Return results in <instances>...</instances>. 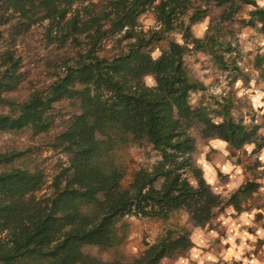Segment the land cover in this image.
<instances>
[{
	"label": "trees",
	"instance_id": "obj_1",
	"mask_svg": "<svg viewBox=\"0 0 264 264\" xmlns=\"http://www.w3.org/2000/svg\"><path fill=\"white\" fill-rule=\"evenodd\" d=\"M235 18L264 34L258 0H0V135L13 133L0 143V264H163L194 245L195 226L243 207L255 175L222 194L198 153L212 138L264 146V108L260 121L235 112L233 83L251 74L232 63L224 94L190 73L195 59L215 75L238 58ZM252 59L264 78V53ZM131 144L142 159L124 183ZM174 212L187 222L123 248L130 216Z\"/></svg>",
	"mask_w": 264,
	"mask_h": 264
},
{
	"label": "crops",
	"instance_id": "obj_2",
	"mask_svg": "<svg viewBox=\"0 0 264 264\" xmlns=\"http://www.w3.org/2000/svg\"><path fill=\"white\" fill-rule=\"evenodd\" d=\"M247 36L245 43L250 45L249 63L252 64L256 52L264 53V34L254 31ZM233 85L237 94L245 86L239 77ZM241 102L243 105L238 109V115L246 120H249L246 114L248 110L252 114L253 109L264 108L262 76L258 80H250L249 94ZM260 130L263 132L264 128ZM206 145L203 156L198 154V161L214 190L230 192L254 175L259 186L242 208L236 210L233 205H227L223 212L213 218L210 226H195L192 229L194 245L187 253L175 257L170 264H264V146L255 151V143L246 142L241 147L242 153L236 154L221 138H212ZM256 159L258 164L254 163ZM220 175L225 176V182L219 181ZM156 223L161 226L160 219Z\"/></svg>",
	"mask_w": 264,
	"mask_h": 264
},
{
	"label": "rangeland",
	"instance_id": "obj_3",
	"mask_svg": "<svg viewBox=\"0 0 264 264\" xmlns=\"http://www.w3.org/2000/svg\"><path fill=\"white\" fill-rule=\"evenodd\" d=\"M258 1L261 3H264V0H258ZM243 14H244V11L239 13L238 16L243 15ZM218 15H219V9L217 7H213V9L211 10V12L209 14V18H210L212 23H215L217 21ZM139 20L143 24L144 27H147L148 25L154 23V20H153V17H152V14L150 11L143 13L140 16ZM206 24H207V20H204L203 22L198 23L194 28L196 34L202 35ZM232 26L235 27V30L233 33L228 35V38L233 42L234 45L236 44L237 52L239 51V53L242 56H244L245 62L249 63V62H251V56H250L251 50L249 48L250 47L249 43H245V40H246L245 38L248 37L247 35L254 33V31H256V29L252 26H247V25L238 28L239 24L237 23V18L233 19ZM158 53H159V50L154 49L153 55H157ZM200 64H201L200 59H195L192 67L190 68V73L192 74V76L201 75L203 78V82L205 84H207L210 88L211 87L214 88L215 87L214 84L217 83V81L215 79L214 72H212V70H209L208 68H201ZM31 71L33 72V74H36V68L32 69ZM33 74L31 76H33ZM144 79H145L146 83H148V84H151L153 82V80L150 76H146ZM251 79H253V78H249L248 81L246 82V84L245 83H243V84L249 86V82ZM149 81H151V82H149ZM21 92H22V90H21ZM200 93H201V91H196L194 93H191V96H190L191 97L190 98L191 103L194 104L196 102V99L200 95ZM239 94H240V92H239ZM239 94H237V95H239ZM247 95L238 96L239 102L235 107L236 113L238 112V109L240 107L242 108L243 102L245 103V101L241 102V100L246 98ZM254 111L255 110L253 109V113H254ZM261 113H262V111L259 113L260 114L258 116L259 120H257V121L261 120V118H262ZM246 114L248 115V117L252 116V114L249 113V110L247 111ZM12 135H13V133H7V132L0 135V143L7 140V139H10L12 137ZM20 139L21 140L27 139L26 134L21 135ZM35 139H36V137H35ZM132 147H133L132 144L129 145V147H128V152H129L131 157L129 158L130 162L128 165V173L123 178L124 183H127L129 181L131 171L137 166L136 162H133V160L134 159H136V160L142 159V155L140 154L138 149H135ZM206 149H207L206 143H202V142L199 143V153H198L199 156L202 157L203 156L202 153H204L206 151ZM48 154H49L48 150H44L41 158L45 159V155H48ZM132 157H134V159ZM235 158L238 159L236 156H235ZM52 160H53V158H50L47 161L44 160V162L46 161L45 163L49 166V168L51 166L50 162ZM248 167H249V164L247 165V168ZM224 180H225V176L220 175L219 181L225 182ZM216 191H218V190H216ZM218 192H221L222 194H228L229 193V192L225 193L222 191H218ZM129 219H130V228H131L132 233H130L129 237L125 241L123 248L128 253H131V254L137 253L138 251H140L142 249L143 246L141 243V237L155 235L156 233L161 232L165 225L173 224L176 222H179V223L187 222L186 214H184L182 212H174L170 215L168 220H166V221L161 220V226H160V224L156 223V221L158 220L157 218L138 217V216L133 215V216H130ZM160 229H161V231H160ZM173 259L174 258H166L163 264H170Z\"/></svg>",
	"mask_w": 264,
	"mask_h": 264
},
{
	"label": "built area",
	"instance_id": "obj_4",
	"mask_svg": "<svg viewBox=\"0 0 264 264\" xmlns=\"http://www.w3.org/2000/svg\"><path fill=\"white\" fill-rule=\"evenodd\" d=\"M233 54H235V52L227 53V55H226V58H227L226 63H228V66H226L222 70L216 72L215 79H216L217 83L214 84L215 85V87L213 88L214 91L222 92L224 94L226 93V88H224V85H227V82H228L227 78L232 73V69L230 67V65L232 63L237 64L243 72L250 73L251 74L250 78H254L255 79L256 77H258L260 75L259 68L253 66L251 63L245 62L244 56H242L239 53V51H238V54H240V55L238 56V58L235 61H232V55ZM248 93H249V86H246V85L243 86V88L240 90V95H247ZM260 112H261L260 109H255L254 113L252 114L255 119L258 118V116L260 115L259 114ZM234 151H235L236 154H241L242 153L241 147L236 148Z\"/></svg>",
	"mask_w": 264,
	"mask_h": 264
},
{
	"label": "clouds",
	"instance_id": "obj_5",
	"mask_svg": "<svg viewBox=\"0 0 264 264\" xmlns=\"http://www.w3.org/2000/svg\"><path fill=\"white\" fill-rule=\"evenodd\" d=\"M149 82H151V81H149ZM254 117V116H253ZM235 150V149H234Z\"/></svg>",
	"mask_w": 264,
	"mask_h": 264
}]
</instances>
